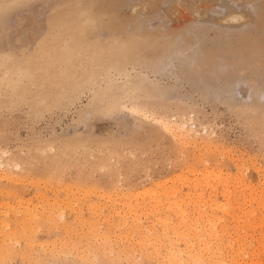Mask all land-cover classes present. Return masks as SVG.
Here are the masks:
<instances>
[{
	"label": "rangeland",
	"instance_id": "1",
	"mask_svg": "<svg viewBox=\"0 0 264 264\" xmlns=\"http://www.w3.org/2000/svg\"><path fill=\"white\" fill-rule=\"evenodd\" d=\"M97 1L106 14L94 10ZM262 3L0 0V42L6 51L0 55V164L10 177L0 179V264H157L169 239L154 221L155 210H139V203L152 207L149 194L176 190L170 200L196 205L192 185L204 174L221 175L231 184V200L222 198L218 187V209L210 210L209 203L202 208L220 220L218 243L236 247L245 235L263 236L264 229L247 232L237 219L256 207L242 202L239 194L247 186L264 206V21L255 30L254 13ZM110 20L125 43L102 36ZM143 26L153 34L140 35ZM197 26L205 27L210 41L219 33L234 35H220L212 59L202 67L195 66L193 50L201 49L200 42H188ZM243 35L250 39L244 53ZM219 56L233 61L229 68ZM134 101L156 105L155 116L184 123L182 141L154 121L131 118L123 103ZM190 118L197 126L193 133ZM163 201L161 214L174 204ZM228 204L233 216L221 213ZM191 207L187 216L194 221L198 212ZM35 209L42 217L26 219V210ZM135 217L142 231L132 223ZM149 229L157 240L149 241ZM183 241H176L181 250ZM255 254L264 263V252Z\"/></svg>",
	"mask_w": 264,
	"mask_h": 264
},
{
	"label": "bare ground",
	"instance_id": "2",
	"mask_svg": "<svg viewBox=\"0 0 264 264\" xmlns=\"http://www.w3.org/2000/svg\"><path fill=\"white\" fill-rule=\"evenodd\" d=\"M105 1V0H104ZM108 1V0H107ZM111 1V0H110ZM117 2L118 3H120V2H123V0H117ZM101 2H99V1H97L96 2V5L94 6V10H96V12H97V14H106L105 13V11H103L102 10V8H101V4H100ZM102 3H104V2H102ZM106 3V2H105ZM90 10H92V9H90ZM254 13H255V15H256V26H255V30H258L259 28L261 29V23L264 21V5H263V3L262 4H260L259 6H256V8H255V10H254ZM95 20V19H94ZM109 25L111 26V28L110 27H108V26H106V30H104V32H102V36H104V38L105 39H108V40H117L118 42H123V43H125L128 39L126 38V37H122L121 36V34H120V29H117V28H115L114 26H113V24H112V20H110L109 21ZM205 27H199V26H197L196 28H193V29H191V31H190V33L192 34V37L191 38H189L188 39V42H189V44L191 45V46H193L194 44H196L197 42H195V40L197 39L198 40V42H200V45H199V47H201V49H199V48H193V50L195 51V55H196V61H195V64H199V65H195V66H197V67H202V66H207V64L209 63V61L212 59V57H211V54L212 53H214V52H212V50H213V47H215V49H217V44H218V39L220 38L219 36L221 35V37L224 39V38H226V39H229V38H231L232 36H234V35H232V34H227V33H223V34H221V33H219L218 34V36H215V38L214 39H212V41H210V39L209 38H207L206 36V32H203ZM111 29V30H110ZM135 28L132 26V28H131V30L132 31H135L134 30ZM140 30H143L142 31V33L140 34V35H151V34H153V33H149L147 30H145V28H144V26L143 27H141V28H139ZM150 30V29H149ZM150 31H152V30H150ZM123 32V31H122ZM153 32V31H152ZM124 33H126V31H124ZM117 34H120V35H117ZM135 34H138V33H135ZM218 38V39H217ZM195 39V40H194ZM239 39L241 40V45H242V47H241V52L242 53H244L245 51H247V49H248V44H249V41H250V39L248 38V36L247 35H243L242 37H239ZM210 41V42H209ZM228 41V40H227ZM227 44V43H226ZM225 44V45H226ZM198 45V44H197ZM231 45V44H230ZM223 47V46H222ZM226 48V47H225ZM197 49V50H196ZM4 48L2 47V42H0V55L1 54H4L6 51L4 50ZM216 51V50H215ZM227 51V50H226ZM199 52H201V54L199 55L198 53ZM228 52V51H227ZM221 53V52H220ZM217 54V53H216ZM8 56V55H7ZM6 55H5V57L4 58H2V60L4 61V59L5 60H7L8 59V57H7ZM219 58L222 60V61H225L226 62V64H225V66L227 67V68H229L230 67V63H232L233 61H229L228 59H225V58H223V57H220L219 56ZM147 60H149V58H147ZM228 60V61H227ZM194 65V64H193ZM122 70L123 69H119V71H121L122 72ZM228 71H229V69H228ZM124 104V108H125V111L128 113V115L131 117V118H133L134 120H138V121H144V122H151V123H153V121L155 122V123H157L158 125H160V127L163 129V131L166 133V134H168V135H170V136H172L173 138H176V139H178V137H179V139H181V141H182V137L181 136H183L184 134L186 135V130H185V125H184V123L182 124V123H173V122H170L169 120H167L165 117H158V116H155V106L156 105H153V107H147V105H148V103L147 102H145V103H141V104H139V103H137L136 101H134V102H132V104L131 105H127L126 104V102H124L123 103ZM159 114H160V112H159ZM158 114V115H159ZM163 113H161L160 115H162ZM193 117V116H192ZM189 122L191 123V127L189 126V130H190V132H194V130L197 128V126H196V124L194 123V120L192 119V118H190L189 119ZM189 123V124H190ZM187 126H188V124H187ZM197 130V129H196ZM205 132H206V130H205ZM187 137V136H186ZM188 137L190 138V135H188ZM198 137V136H197ZM211 138V137H210ZM192 139V138H191ZM187 140V141H184V142H187V144L188 143H192L193 141L192 140ZM183 140H185L184 138H183ZM208 140V139H207ZM180 141V140H179ZM192 141V142H191ZM199 142V141H198ZM212 143V142H211ZM196 144V143H195ZM204 144V143H203ZM210 144H208V146H209ZM195 146V145H194ZM205 146V145H204ZM65 147H67V145L65 146ZM198 147V146H197ZM210 147H212V146H210ZM206 148V147H205ZM208 148V147H207ZM206 148V149H207ZM209 149V148H208ZM211 150V149H210ZM210 150H208V152L210 151ZM198 158V157H197ZM206 161V160H205ZM1 162H3V161H1ZM201 166V165H200ZM204 166V165H203ZM2 164H0V179L1 180H4V181H9L10 180V177H9V175H8V173H7V171H3L2 170ZM20 167V166H19ZM202 167V166H201ZM222 170V169H221ZM238 170V169H237ZM188 172V171H187ZM189 172H190V170H189ZM195 173H196V171H194ZM198 172V171H197ZM200 172H202V171H200ZM211 172V171H210ZM195 173H193V174H195ZM191 174V173H190ZM192 174V175H193ZM197 174V173H196ZM204 174V173H203ZM215 174H216V172H215ZM214 174V175H215ZM223 175V174H222ZM225 175V174H224ZM239 175V174H238ZM194 176V175H193ZM200 176H202V173H201V175ZM218 176V175H217ZM14 177V176H13ZM180 177V176H179ZM198 177V176H197ZM212 176H210V175H208V174H204L203 175V178H202V180H200V178H199V180H197V181H195V182H198L197 184H194V185H192V186H194L193 187V189H194V191H195V193L197 194V196L196 197H194L193 199L195 200V203H196V205H193L194 203H192V201L190 200L189 201V205H188V203H187V201L188 200H186V202H184L183 200H182V195L179 197V198H181V199H177L178 201H176V203L174 202V201H172V200H170L171 199V197H175V195H176V190L174 191V190H166V191H164L162 194H159V192L158 193H155V194H153L152 193V195L151 194H149V196L152 198V197H154V198H152V200H153V205H152V207H146V206H148V205H145L144 207H140V203H139V210H142V211H147V210H150L151 209V211H153L152 209H154L155 210V213H153L154 214V221L155 222H157V224L158 225H160V227L159 228H161V232H162V234L164 235V236H166L165 238L167 239V237H168V239H169V241H167L168 242V244H166L165 245V256H164V259L162 260V261H158L157 262V264H264L263 262H261V260L260 261H258L257 259H256V254H255V252H257V249L258 250H261V252H264V240H262V237H264V235L263 236H259L260 238H258V237H256V236H252V237H248L247 235H245L244 237H243V239L242 240H240L239 238H241V237H237V240L239 239L240 241H239V243H237V245H236V247L234 246H229L230 245V243L228 242V241H226L227 243H228V246L227 245H220L219 243H218V239H217V236H218V230H217V227H218V223H219V221L220 220H218L219 218L215 215V212H212V211H216V209H218V203L216 202V200H215V195H217V194H215L216 193V191L218 190V187L220 188V187H222V194H223V197L222 198H225L227 201H229V200H231L230 198H231V196H232V193H231V191L229 190L230 188H229V186L231 185L230 183V185L228 186L226 183H227V181L226 180H223L222 178H220L221 177V175H220V177H216V175H215V179H212L211 178ZM214 177V176H213ZM242 177V176H241ZM240 177V178H241ZM195 178V177H194ZM217 178V179H216ZM223 178H225V177H223ZM228 179H229V177H228ZM234 179H235V177H234ZM233 179V180H234ZM184 180V179H183ZM189 182H191V179L189 178ZM230 180H232V178H230ZM232 180V181H233ZM236 180V179H235ZM234 180V181H235ZM240 181H242L241 179H240ZM243 181H244V179H243ZM246 181V180H245ZM245 181H244V183H245ZM173 182V181H172ZM186 182V181H185ZM237 183V182H236ZM190 184V183H189ZM192 184H193V182H192ZM241 184H242V182H241ZM246 184V183H245ZM173 185V184H172ZM250 185V184H249ZM242 186V185H241ZM245 186V185H244ZM158 187V186H157ZM167 187V186H166ZM239 187V186H238ZM169 188V187H168ZM168 188H165V189H168ZM172 188H173V186H172ZM236 188V187H235ZM253 188V187H252ZM176 189H180V188H176ZM189 189H190V186H189ZM188 189V190H189ZM217 189V190H216ZM238 188H236L235 189V191L237 190ZM246 191H244V194L242 195V194H239L240 196H242L243 197V201L242 202H245V204L247 203L248 205H255L256 207H255V209H253V206H252V208H250V209H247L246 211H242L241 212V214H240V217L238 216V214H237V216L239 217V218H237L236 216H234V217H236L237 219H241V221L244 223L243 224V226L241 225V227H243V228H245V230L247 231V232H249V231H254L255 230V228H260V229H264V228H262L263 226H264V212H262V211H264L263 209H262V206H263V200H262V198L261 197H259V196H256L255 194H254V192H253V190L251 189V186H247L246 188ZM164 190V189H163ZM187 190V191H188ZM192 190V189H191ZM255 190V189H254ZM178 191V190H177ZM193 191V192H194ZM240 191V190H239ZM238 191V193H240ZM261 191V190H260ZM179 192V191H178ZM177 192V193H178ZM190 192V191H189ZM218 192V191H217ZM233 192V191H232ZM206 193H208L207 195V197H205L206 196ZM264 193V192H263ZM262 193V194H263ZM187 194V193H186ZM190 194H192V191H191V193ZM184 195V194H183ZM189 195V194H188ZM234 195V194H233ZM236 195V194H235ZM234 195V196H235ZM177 196V195H176ZM195 196V195H194ZM240 196H238L237 198H239ZM184 197H185V195H184ZM187 197V196H186ZM188 197H190V196H188ZM151 198H150V200H151ZM177 198V197H176ZM241 198V197H240ZM161 199H164V201L166 202V201H172V202H174V204H171V205H169L168 207H167V212L165 213V212H163V213H165V214H161L162 212H159V207L161 206ZM189 199V198H188ZM191 199V198H190ZM235 199V198H234ZM151 200V201H152ZM173 200H174V198H173ZM237 200V199H236ZM163 201V202H164ZM233 202V201H232ZM144 203V202H143ZM169 203V202H168ZM187 203V206L185 205ZM207 203H209L208 204V206H211L212 207V209H211V207L209 208L210 210H212L211 211V215H206V211L205 210H202V208L204 207V205H205V207H206V205H207ZM230 203V202H229ZM234 203V202H233ZM165 204V203H164ZM224 204V203H223ZM135 206H136V203L134 204ZM133 205V206H134ZM142 205V204H141ZM151 204H149V206H150ZM162 205H163V203H162ZM167 205V204H166ZM232 205V204H231ZM231 205L230 204H228V205H225V208H224V206H223V208H222V206L220 207V208H222V212L221 213H223V215H225L226 214V216L228 215V214H230L231 212H233V211H231ZM239 205V204H238ZM247 205V206H248ZM143 206V205H142ZM191 207V208H193L194 210H196L197 212H198V214L196 215V218H195V220L193 221L192 219L190 220L189 218H188V214L190 213L189 212V210H187L188 209V207ZM207 206V207H208ZM243 206H245L244 204H243ZM163 207V206H162ZM164 207H165V205H164ZM237 207V206H236ZM246 207V206H245ZM250 207V206H249ZM135 208V207H134ZM213 208H215V209H213ZM263 208H264V206H263ZM46 209V208H45ZM128 209H129V213H132V214H134V212H133V210H132V207L131 206H129L128 207ZM136 209V208H135ZM138 209H137V211H138ZM204 209V208H203ZM207 209V208H206ZM240 209V208H239ZM245 209V208H244ZM43 211V210H42ZM162 211V210H161ZM219 211V210H218ZM210 212V211H209ZM237 212V211H236ZM42 213V214H41ZM188 213V214H187ZM235 213V212H234ZM143 214V213H142ZM147 214H148V212H147ZM150 214V213H149ZM152 214V215H153ZM216 214H217V212H216ZM31 215H34L35 217H42V215H43V212H39V210L38 209H35L34 210V212L32 213V210L31 211H28V210H26V212H25V218L26 219H29L28 217H30ZM61 215V214H60ZM141 215V214H140ZM170 215H172L173 216V218L170 216ZM218 215V214H217ZM231 215H232V213H231ZM48 216H50V217H54V213H51V212H49L48 213ZM111 216V215H110ZM136 216V215H135ZM233 216V215H232ZM231 216V217H232ZM126 217V216H125ZM137 217H138V215H137ZM137 217H135L134 219H135V221L133 222V220H132V223L135 225V227H137L140 231H142V229H143V226H142V228H141V225H140V223H139V220L137 219ZM223 217V216H222ZM225 217V216H224ZM231 217H229V218H231ZM233 217V218H234ZM38 218V219H39ZM120 218H123V216L122 217H120ZM228 218V217H227ZM228 218V219H229ZM81 219V218H80ZM125 218H123L121 221H122V223H125V221H123ZM137 219V220H136ZM172 219H174V221H171ZM222 219V218H221ZM235 219V218H234ZM51 220V219H50ZM53 220V219H52ZM56 220V219H55ZM77 220H79V219H77ZM232 220V219H231ZM58 220H56V222H57ZM120 221V222H121ZM188 221H191V223L189 224V222ZM236 221H238L239 222V220H236ZM234 222V221H233ZM237 222V223H238ZM154 223V222H153ZM152 223V224H153ZM189 224V225H186V224ZM198 223H201V225H203L204 224V228L203 229H201L200 227V225L198 224ZM223 223V222H222ZM89 224V223H88ZM127 224V223H126ZM156 224V225H157ZM220 224V223H219ZM155 225V226H156ZM240 225V224H239ZM239 225L237 226V227H239ZM109 226V225H108ZM153 226H154V224H153ZM184 226H186V228L183 230L184 232L186 231L187 232V234H185L184 232V234H185V238L182 236V235H184V234H182V232L180 233V230L182 229V227L184 228ZM50 227V226H49ZM84 227V226H83ZM97 227V226H96ZM119 227V226H118ZM122 227V226H121ZM151 227V226H150ZM149 227V228H150ZM221 227V226H220ZM223 227V226H222ZM226 227V226H225ZM132 228V227H131ZM146 228V227H145ZM153 228V227H152ZM151 228V229H152ZM158 228V227H157ZM200 228V229H199ZM208 228V229H207ZM67 229V228H66ZM96 230H97V228H95ZM118 229H120V228H118ZM133 229V228H132ZM151 229H149V231L152 233L151 235H148L147 236V238L149 239L150 237H152V239H155V240H157L158 238H159V236H158V238L156 237V235H155V231H151ZM155 229H156V227H155ZM154 229V230H155ZM190 229H192V231L191 232H195L196 233V235L194 236V237H190L192 234H190L189 233V231H190ZM242 229V228H241ZM259 229V230H260ZM128 230V229H127ZM129 230H130V228H129ZM159 230V229H158ZM156 231V232H159V231ZM223 230V229H222ZM242 230H244V229H242ZM148 231V232H149ZM263 231V230H262ZM82 232V231H81ZM91 232V231H90ZM94 231H92L91 233H93ZM97 232V231H96ZM136 232V231H135ZM144 232V231H143ZM149 232V233H150ZM202 232H204V233H206V234H204V235H200ZM221 232V231H220ZM66 233H68V232H66ZM88 233V232H87ZM134 233V232H133ZM137 233V232H136ZM223 234L225 233V232H222ZM240 233V232H239ZM252 233V232H251ZM255 233V232H254ZM70 234V233H69ZM68 234V235H69ZM170 234V235H169ZM182 234V235H181ZM221 234V233H220ZM229 234V233H228ZM249 234V233H248ZM140 235H142V237H143V234H142V232H140ZM163 235H161V239H162V236ZM238 235V234H237ZM240 236H243V235H241V234H239ZM250 235V234H249ZM95 236V235H94ZM93 236V237H94ZM258 236V235H257ZM91 237V236H90ZM98 236H96V238H97ZM128 237V236H127ZM140 237V236H139ZM203 237V239L204 240H202L201 238ZM92 238V237H91ZM107 238V237H106ZM109 238V237H108ZM114 238V237H113ZM129 238V237H128ZM132 237H130V239H131ZM147 238H145V239H147ZM206 238V239H205ZM221 238V237H220ZM230 238V237H229ZM228 238V239H229ZM123 239V238H122ZM135 239V238H134ZM138 239V238H137ZM140 239H141V237H140ZM179 239H182V241H183V249L181 250L180 249V247H178L177 246V243H176V241H178ZM231 239V238H230ZM232 239H234L235 240V238L233 237ZM232 239H231V241H232ZM120 240V239H119ZM139 240V239H138ZM137 240V241H138ZM141 240H143V239H141ZM141 240L140 241H138L137 243H139V242H141ZM151 239H149V241H150ZM154 240V241H155ZM218 240V241H217ZM220 240H222L223 241V239H220ZM237 240H235V241H237ZM110 241V240H109ZM130 241V240H129ZM146 241V240H145ZM153 241V240H152ZM159 241H160V239H159ZM151 242V241H150ZM204 242V243H203ZM255 244H257L258 245V248L256 249H254V247H256L255 245H253L254 243ZM155 243V242H154ZM159 243V242H158ZM161 243V242H160ZM234 243V242H233ZM235 243V244H236ZM145 244V243H144ZM194 244H196L197 245V247H194L193 245ZM140 245V244H139ZM147 245V244H146ZM154 245V244H153ZM180 245V244H179ZM142 246V245H141ZM149 246H151V244L149 245ZM99 247V246H98ZM139 247V246H138ZM143 247H144V245H143ZM147 247V246H146ZM152 247V246H151ZM158 247V246H157ZM156 247V248H157ZM56 248V247H55ZM54 248V249H55ZM94 248V247H93ZM125 248V247H124ZM123 248V249H124ZM140 248V247H139ZM138 249V248H137ZM142 249V248H141ZM155 249V248H154ZM56 250H57V248H56ZM59 250H61L60 248H58V250L57 251H59ZM102 250V249H101ZM106 250V249H105ZM156 250V249H155ZM55 251V250H54ZM54 251H53V253H54ZM147 251V250H146ZM154 251V250H153ZM141 253H143V252H141ZM155 253H157V252H155ZM159 253V252H158ZM111 254V253H110ZM147 254H150V252L149 253H147ZM153 254V253H152ZM259 254V253H258ZM144 255V254H143ZM146 255V254H145ZM145 255H144V258H145ZM154 256H155V254H153ZM157 255V254H156ZM160 255V254H159ZM115 256H117V254L115 255ZM121 256V255H120ZM125 256V255H124ZM147 256V255H146ZM158 256V255H157ZM161 256V255H160ZM250 257L249 259L247 258V257ZM257 257H259V256H257ZM124 258V257H123ZM126 258V257H125ZM157 258V257H156ZM262 258V257H261ZM89 259V258H88ZM130 259V258H129ZM150 259V258H149ZM259 259V258H258ZM154 260V259H153ZM157 260H159V258L157 259ZM263 260V259H262ZM123 261V260H122ZM126 261H128V260H126ZM131 261V260H130ZM146 261V260H145ZM90 262V261H89ZM113 262V261H112ZM129 262V261H128ZM120 262H118V264H119ZM127 263V262H126ZM137 263H138V261H137ZM124 264V263H123ZM152 264V263H151ZM155 264V263H154Z\"/></svg>",
	"mask_w": 264,
	"mask_h": 264
}]
</instances>
